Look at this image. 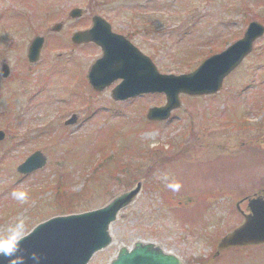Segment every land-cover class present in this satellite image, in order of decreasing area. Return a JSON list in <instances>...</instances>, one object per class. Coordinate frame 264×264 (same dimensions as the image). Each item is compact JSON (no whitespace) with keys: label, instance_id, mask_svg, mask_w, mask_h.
<instances>
[{"label":"rangeland","instance_id":"1","mask_svg":"<svg viewBox=\"0 0 264 264\" xmlns=\"http://www.w3.org/2000/svg\"><path fill=\"white\" fill-rule=\"evenodd\" d=\"M211 1L55 0L58 18L55 13L41 24L10 16L15 12L27 17L31 13L39 15L44 11L37 5L40 2L0 0V72L3 62L11 67L9 82L0 74V127L9 122L10 132L14 131H6L0 141V235L18 218L26 219L27 231L51 215L98 207L143 177L145 186L139 198L122 210L112 225L116 242L98 252L90 264H105L120 242L131 244L138 238L163 243L187 264H264V245L213 257L218 239L243 219L236 202L264 187V33L256 38L240 66L227 76L219 93L182 95L180 108L159 122L148 120L146 112L152 105L164 104V94L116 101L110 89L118 81L102 92L93 91L85 74L101 51L94 45L73 49L69 39L75 28L86 27L91 16L98 13L106 16L115 30L132 35L134 43L163 73L189 72L206 56L194 60L197 64L178 65L183 63L181 58L190 57L185 55L186 50L207 53L220 40L232 43L241 37L251 20L264 24V0H237L243 2V8L233 13L225 7L236 0ZM193 2L196 5L191 7ZM76 6L84 13L70 18L69 11ZM158 16L165 20H157ZM180 16L189 25L178 20ZM58 20H64L65 26L60 32H50L48 29ZM36 34H45L50 42L31 68L26 51ZM70 56L79 69V80L60 77L49 81L46 77L49 82L41 90L46 61ZM75 88L85 99L70 97ZM35 91L39 94L33 97ZM86 101L93 105H86ZM99 107L102 110L91 115ZM72 114H76L77 122L64 124ZM125 148L143 149L147 155L137 156ZM116 149L126 153L117 163V167L123 160L129 163L126 171L124 167L118 172L110 170L115 169L114 155L117 158L121 154ZM35 150L45 153L46 164L28 174L18 172L16 167ZM160 156L174 158L159 165L153 163ZM97 171L101 178L108 179L97 180L92 175ZM57 182H61L62 190L69 187L67 191L80 195L74 199L76 209L58 207ZM169 183L181 187L165 203L162 190L153 185L167 189ZM13 189L26 191L27 202L21 205L14 201L10 195ZM246 207L247 201L240 203L242 210Z\"/></svg>","mask_w":264,"mask_h":264},{"label":"water","instance_id":"2","mask_svg":"<svg viewBox=\"0 0 264 264\" xmlns=\"http://www.w3.org/2000/svg\"><path fill=\"white\" fill-rule=\"evenodd\" d=\"M80 13V9H75L72 15L79 16ZM102 21L96 16L92 29L77 33L72 39L98 41L96 37L106 34ZM61 27L62 24H57L54 29L59 30ZM263 29L259 23L251 22L243 38L206 59L196 71L177 76L160 73L134 47L117 40L113 47L103 44L104 56L90 69L88 78L95 88L104 89L115 78L123 77V82L113 89V95L120 99L144 92H165L167 104L149 108L147 113L150 119L162 120L180 106V92L198 96L217 92L224 77L250 52L253 40L262 35ZM40 40H35L30 48L31 60L37 58ZM7 71L5 68L3 74ZM2 136L4 133L0 131V139ZM45 162L46 156L36 151L18 169L23 173L29 172L44 166ZM143 182V179L138 180L130 189L115 194L99 208L58 214L35 224L26 232L20 251L14 255L25 256L23 264H34L30 256L33 251L41 255L40 264H88L97 251L107 249L116 241L112 225L118 220L120 211L137 200ZM248 205L250 213L245 215L240 226L226 233L219 241L218 252L229 247L264 242V198H251ZM118 246V252L106 264H187L178 255L166 251L159 242L137 239L131 246L123 242ZM11 259L10 256L0 255V264H10Z\"/></svg>","mask_w":264,"mask_h":264},{"label":"clouds","instance_id":"3","mask_svg":"<svg viewBox=\"0 0 264 264\" xmlns=\"http://www.w3.org/2000/svg\"><path fill=\"white\" fill-rule=\"evenodd\" d=\"M179 183H169L168 188L172 191H179ZM12 199L19 204H24L28 200V194L23 190L13 189L10 193ZM26 219H16L14 223L8 224L5 234L0 235V255L12 257L10 264H23L25 256L14 255L20 251V244L26 239ZM34 264H40L42 257L39 253L33 251L30 254Z\"/></svg>","mask_w":264,"mask_h":264},{"label":"trees","instance_id":"4","mask_svg":"<svg viewBox=\"0 0 264 264\" xmlns=\"http://www.w3.org/2000/svg\"><path fill=\"white\" fill-rule=\"evenodd\" d=\"M186 54V53H185ZM190 54V57H191V53H188ZM186 58H189V57H186ZM131 152V151H129ZM163 160H166V158H164ZM157 165L158 163L155 162ZM59 186V189L57 191V196L55 198H57L58 200V207L62 208L63 210H70V209H76V206H75V202H74V199L77 197V196H80V195H76L74 196L73 194H76V193H66L62 190V187H60V184L58 183L57 184ZM155 188H158L159 190H162L163 194V198L164 200L166 201V193L164 192L165 190L161 187V186H154ZM57 189V187H56Z\"/></svg>","mask_w":264,"mask_h":264}]
</instances>
